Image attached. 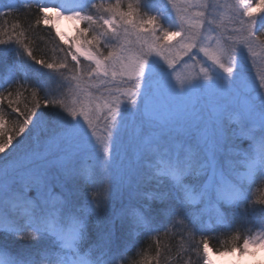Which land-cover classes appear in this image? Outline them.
I'll return each instance as SVG.
<instances>
[{"label": "snow or ice", "instance_id": "snow-or-ice-1", "mask_svg": "<svg viewBox=\"0 0 264 264\" xmlns=\"http://www.w3.org/2000/svg\"><path fill=\"white\" fill-rule=\"evenodd\" d=\"M33 3L35 26L50 24L49 7ZM168 3L172 29L141 14L138 0L94 2L96 14L51 8L86 24L51 62L37 56L21 23H0V45L14 41L64 81L56 94L18 81L0 90V232L47 242L20 252L0 246V264H127V237L148 233H156L155 255L141 264H168L144 198L162 205L164 235L180 218L181 236L194 242L201 221L220 222L264 177V25L256 31L251 0L236 5L242 16L219 21L207 18L208 0ZM257 7L264 12V0ZM181 65L186 73H178ZM41 106L56 111L37 118ZM8 110L17 115L11 128ZM110 198L126 203L102 223L96 205ZM184 251L177 250L178 264H195Z\"/></svg>", "mask_w": 264, "mask_h": 264}, {"label": "trees", "instance_id": "trees-1", "mask_svg": "<svg viewBox=\"0 0 264 264\" xmlns=\"http://www.w3.org/2000/svg\"><path fill=\"white\" fill-rule=\"evenodd\" d=\"M254 5L259 4L258 0H251ZM35 2V0H33ZM32 0H0V11L5 12L4 17H0V23L7 21L8 26L11 27L13 23H21L23 29L29 30L28 40L30 46L36 51L37 56L51 61H57L63 55L59 53V48L64 46L59 42L56 34L49 25L41 24L38 28L35 26V12L38 7ZM107 2L114 3V0H93V3ZM8 7H12L9 11ZM139 11L143 15H153V13H145L144 9L139 5ZM158 18V22L161 26L166 27L164 19ZM256 20L261 25H264V12L256 15ZM165 24V25H164ZM29 25L32 26L29 29ZM256 31H259L256 30ZM65 49V48H64ZM27 83L31 87H36L42 94H56L60 89L59 86L64 83L59 74L52 69L45 67L43 64L36 63L30 57L22 54V50L14 41H8L6 44L0 45V90L8 88L15 82ZM56 109L52 106H41L38 110V117H47L54 113ZM6 124L11 128L12 124L16 121L17 115L11 114V110L6 111L4 117ZM6 138V137H5ZM90 163V162H87ZM264 177H258L256 183L250 186L249 193L242 198L239 204L228 207L225 211L223 219L218 222H205L202 221L198 224L197 230L203 233H197L195 241H199L203 236L209 237V248L213 253H225L228 251H234L235 245L226 247L224 241L233 232L247 233L249 229L255 231L254 228L260 227L264 218V206L253 205L250 206L248 201L250 199V192L254 198L264 197L263 189ZM83 197L87 196V190L83 189ZM149 194V193H145ZM34 195V193H29ZM82 197V198H83ZM143 203H148L155 209L154 220L152 223V230H160V242L163 248H167L168 251L164 253L165 257L169 254L172 259L168 261V264H178L176 261V253L178 249L183 248L184 260L192 259L195 264H203L201 257L203 256V246L200 245L199 251L194 250V246L190 247L193 243L192 238L189 236L184 238L181 233L184 232L183 225L180 223V218H177L175 226L168 225V234L164 235V227L166 225V216L156 201L149 202L147 198H144ZM126 201L121 202L118 199L110 198L108 204L98 211V215L102 223H106L110 220L116 210L121 208ZM243 205V208L241 207ZM94 223L90 221V237L94 236ZM259 235L260 233H256ZM156 233H148L145 235L128 236L127 239L132 245V251L126 254L127 264H141V261L145 256L152 257L155 255V240ZM47 242L42 238L38 241H23L15 238L11 234L0 232V246L7 247L13 252H20L25 249H38L43 247ZM242 246V241L240 242ZM120 248V247H119ZM123 252V246L121 247ZM117 251V250H116ZM115 251V252H116ZM114 252V253H115ZM121 252V253H122ZM164 264V261H161Z\"/></svg>", "mask_w": 264, "mask_h": 264}, {"label": "rangeland", "instance_id": "rangeland-1", "mask_svg": "<svg viewBox=\"0 0 264 264\" xmlns=\"http://www.w3.org/2000/svg\"><path fill=\"white\" fill-rule=\"evenodd\" d=\"M73 1V3L75 4L74 6V12H81V13H85L88 10H91V5L93 3V0H39V3L41 4V6H48L49 7V12L48 15L50 17H52V21L50 24H48L51 29L54 31V33L57 35L58 33V25H57V18H56V14L54 12L51 11V8L56 7L59 8V6L61 5V3H67ZM100 1V0H98ZM105 1V0H104ZM115 1V0H114ZM220 4L223 5L224 7L221 8L220 10V15H218L217 17V21H219L221 19V16H228L231 15V11L230 9L227 7V5H234L235 4V0H219ZM258 2H260V0H258ZM124 5L126 6L127 4V0H123ZM138 5L144 9L145 13H153L154 16L156 17H160L161 19L166 20L165 24L167 25L166 27H168L169 29H172L175 27L176 25V21H175V12L171 9V6L168 3V0H138ZM251 7L253 10V13L255 14V16L258 13H262L261 10L257 7V5H254L253 2L251 1ZM257 24V28L256 30L259 29V26L262 24L261 22L259 23L256 20V17L254 18ZM164 24V25H165ZM225 26L228 28V30L230 31L231 28L233 27V25L228 24L227 22L225 23ZM86 27V24L84 22H80L79 24H77V22L74 20V24L73 26L70 28V30L68 31V37H65L64 34L63 37L64 39L61 40L60 36L57 35L59 42L64 46L65 50H68V48L71 46L72 41H73V37H75L77 35V32L80 28ZM103 43H112V38L111 37H106L104 38V40L102 41ZM83 59V58H81ZM238 59L241 61L242 64L247 63L246 61V52H244L243 50H241L240 53H238ZM149 62L151 64H158L159 63V58L158 57H149ZM178 73H186L188 70L181 65L180 68L177 69ZM219 71V70H217ZM221 76L223 75L222 72L219 73ZM244 147H247V141H244L243 144ZM264 189V187H263ZM250 191V186H248L245 189V195L244 197L249 193ZM264 194V191H263ZM84 195V194H83ZM146 196L149 194H145ZM264 196V195H263ZM119 202H121L122 200H118ZM230 207V206H229ZM263 223H264V218H262ZM209 220H204L202 221L203 223L208 222ZM211 222V221H209ZM122 247V246H121ZM117 248L114 250L113 255H119L122 252V249ZM215 255H218L219 257L222 258H228L230 260V264L232 261H241V260H246V259H250L252 257H264V249L261 248L260 245H249L248 246V250L245 253H238L236 251H228L225 253H214Z\"/></svg>", "mask_w": 264, "mask_h": 264}, {"label": "clouds", "instance_id": "clouds-1", "mask_svg": "<svg viewBox=\"0 0 264 264\" xmlns=\"http://www.w3.org/2000/svg\"><path fill=\"white\" fill-rule=\"evenodd\" d=\"M208 3L211 4V7H208L207 9H204L207 13V18L210 21L217 20L218 15H220V10L223 5L220 4L219 0H208ZM243 0H235V4L230 9L231 13L234 14L236 12H239V14L243 15V8L239 7L237 8V4H242ZM86 12H89L91 14H96V9L91 7V10H88ZM178 26V25H177ZM213 27H215V24H213ZM73 39V38H72ZM112 43H115V40H112ZM105 186L108 185L109 181L105 179L103 182ZM250 206L253 205H259L264 206V201L258 200L254 198V195L252 193V189L250 192V199L248 201ZM98 209L104 208L103 204L96 205ZM243 208V205H241ZM255 231H252V229H249L248 232L245 233H236L233 232L228 238L224 241V245L226 247H231L235 245L236 247L233 249L234 251L238 253H245L248 250V246L251 245H260L262 249H264V224H262L260 227L254 228ZM260 233L257 235L256 233ZM31 239H36V236H31ZM242 241V246L241 242ZM194 250L197 252L199 251L200 245L203 246V256L201 257L203 264H216V261L211 257L210 255V248H209V237L203 236L201 240L194 241ZM115 264H123V261L119 258L116 259ZM231 264H264V257H252L250 259L241 260L239 262L232 261Z\"/></svg>", "mask_w": 264, "mask_h": 264}, {"label": "bare ground", "instance_id": "bare-ground-1", "mask_svg": "<svg viewBox=\"0 0 264 264\" xmlns=\"http://www.w3.org/2000/svg\"><path fill=\"white\" fill-rule=\"evenodd\" d=\"M75 4L73 1L67 3H61L59 6V10L64 14H71L74 13V6ZM57 25H58V32L60 34H64L65 37H68V31L74 24V19H68L66 15H61L57 17ZM211 257L216 261V264H230V260L228 258H222L214 253L210 252Z\"/></svg>", "mask_w": 264, "mask_h": 264}]
</instances>
